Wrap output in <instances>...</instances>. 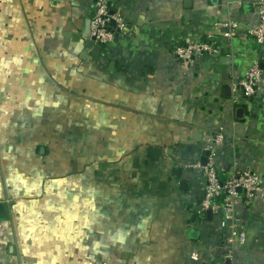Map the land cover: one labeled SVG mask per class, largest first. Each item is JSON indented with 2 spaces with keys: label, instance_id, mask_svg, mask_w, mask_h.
Masks as SVG:
<instances>
[{
  "label": "crops",
  "instance_id": "obj_1",
  "mask_svg": "<svg viewBox=\"0 0 264 264\" xmlns=\"http://www.w3.org/2000/svg\"><path fill=\"white\" fill-rule=\"evenodd\" d=\"M111 1L129 30L96 55L94 0H0V264H264V81L251 103L234 83L260 50L258 0ZM229 21L232 37L206 31ZM204 39L216 53L177 58ZM216 140L219 172L262 186L237 203L232 246L198 203Z\"/></svg>",
  "mask_w": 264,
  "mask_h": 264
},
{
  "label": "built area",
  "instance_id": "obj_2",
  "mask_svg": "<svg viewBox=\"0 0 264 264\" xmlns=\"http://www.w3.org/2000/svg\"><path fill=\"white\" fill-rule=\"evenodd\" d=\"M91 16V35L95 42L102 46L114 42L119 36L127 33L129 30L126 21L121 14L114 8L111 0H96L92 7ZM255 11L258 17V24L249 28V33L253 35L259 44L257 57L247 67L244 76L238 83V87L243 91L247 102L252 100L259 93L263 84L264 69L261 67L264 57V0H258L255 3ZM220 26L228 27L229 31L225 33L232 37L240 27L238 21H229ZM216 53L215 41H198L187 45H179L175 48L177 58L184 65H191L193 57L197 53ZM216 141L209 144L211 155L206 165H198L204 175L205 191L202 202L204 213L207 210L211 212L222 211L220 225L222 228H230L229 244L232 246L236 241L244 243L246 233L239 229L238 220L235 217V207L237 203L245 197L250 202L256 198L262 191L261 180L257 173L251 169L237 170L226 176L224 183L220 181L219 170L215 160ZM241 188V191H239ZM223 196L221 202H215L217 196ZM227 255V257H230ZM196 254L193 258H197Z\"/></svg>",
  "mask_w": 264,
  "mask_h": 264
},
{
  "label": "water",
  "instance_id": "obj_3",
  "mask_svg": "<svg viewBox=\"0 0 264 264\" xmlns=\"http://www.w3.org/2000/svg\"><path fill=\"white\" fill-rule=\"evenodd\" d=\"M95 1L96 0H94V2ZM206 31H207V33H210V34H225L229 31V29H228V27H224V26H213V27L208 28ZM90 35H91V17H88L85 21L83 37L86 38L87 49H92L94 54L99 55L101 50H102V45L98 42H95L94 38L90 37ZM76 38H79V37H76ZM194 59H195V56L193 57V60ZM221 63L229 64L230 60L228 58L226 60V62H224L223 59H221ZM205 67L207 69L211 70V69H213V64L207 63ZM261 67L264 69V62H262ZM218 76H219L218 72H211L210 74L207 75V77L209 79H212V80H216L218 78ZM220 76H221L223 81H230V71L229 70H227V69L222 70L220 72ZM263 80H264V74H263ZM234 83H235V85H238L239 79L236 78L234 80ZM205 86L207 87L208 85L205 84ZM262 90H264V88ZM224 91L225 92L230 91V93H228V95H232V86H230V85L226 86L224 88ZM206 94H208V93H206ZM237 113H238L237 115L239 118H243L245 116V108H243V107L238 108ZM210 155H211V150H206L204 155L201 157L202 165H206L208 163ZM177 174L180 175V172L178 171ZM180 188L183 190L187 189V181L182 180L180 182ZM239 191H241V188H239ZM198 203L201 204L202 200H200ZM189 208H190V206H189ZM206 214H207L208 218H211V216H212L211 210H207ZM197 216H198L197 213L193 214V222L196 221ZM8 217H9L8 204L5 201H0V219H6ZM195 233H198V231H193L192 235ZM227 264H231V262L228 261Z\"/></svg>",
  "mask_w": 264,
  "mask_h": 264
},
{
  "label": "trees",
  "instance_id": "obj_4",
  "mask_svg": "<svg viewBox=\"0 0 264 264\" xmlns=\"http://www.w3.org/2000/svg\"><path fill=\"white\" fill-rule=\"evenodd\" d=\"M204 40H208V39H204ZM257 42V41H256ZM187 44H189V43H187L186 41H183L182 43H179V45H187ZM258 44V43H257ZM178 45V46H179ZM259 45V44H258ZM264 61V60H263ZM219 178H220V181L222 182V183H224L225 182V180H226V176L225 175H223V174H221V173H219ZM222 199H223V196L222 195H220V196H217L216 198H215V202H221L222 201Z\"/></svg>",
  "mask_w": 264,
  "mask_h": 264
}]
</instances>
